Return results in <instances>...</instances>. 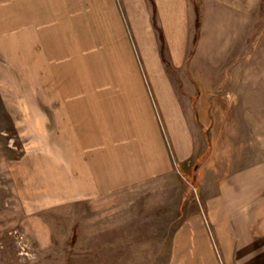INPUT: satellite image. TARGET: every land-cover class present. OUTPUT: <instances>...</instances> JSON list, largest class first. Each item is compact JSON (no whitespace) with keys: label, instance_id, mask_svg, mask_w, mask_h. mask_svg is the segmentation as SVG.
<instances>
[{"label":"rangeland","instance_id":"374dc122","mask_svg":"<svg viewBox=\"0 0 264 264\" xmlns=\"http://www.w3.org/2000/svg\"><path fill=\"white\" fill-rule=\"evenodd\" d=\"M68 3L82 11L79 30L55 3L41 16L27 3L0 0V264H196L197 230L209 264H264V0H251L244 23L196 51L198 76L219 83L209 89L207 126L190 61L180 70L163 52L164 74L175 84L163 87L123 0ZM54 11L58 18L46 24ZM111 69L119 82L143 80L167 140L162 105L177 98L203 152L176 161L164 183L88 198L68 183L75 173L60 148L68 132L56 110L67 93L60 81L105 80ZM117 95L125 93L117 88ZM220 209L246 243L227 242Z\"/></svg>","mask_w":264,"mask_h":264},{"label":"crops","instance_id":"0c3cea01","mask_svg":"<svg viewBox=\"0 0 264 264\" xmlns=\"http://www.w3.org/2000/svg\"><path fill=\"white\" fill-rule=\"evenodd\" d=\"M12 2L27 3L26 6H31L36 12L37 9H42L41 16L55 3L58 8L67 10L62 11V14L72 16L75 30L83 27V23L75 18L82 11L75 10V5L68 3L69 0ZM123 3L127 8L134 37L147 57L153 75L163 87L175 85L166 79L164 74L167 69L162 64L163 52L177 69L181 70L186 62L190 61L189 69L201 88L196 96L198 115L201 122L207 126L206 123L210 121L209 89L219 86V83L216 77L212 79V76H198L197 73L201 69L195 62L196 51L204 47L208 40L225 38L230 32L229 29L234 30V27L230 28L233 22L236 25L244 23L245 16L249 17L251 0H123ZM72 7L73 10L70 9ZM51 16L45 20L46 24L53 18H58L59 11L57 14L52 12ZM91 61L87 66L89 70ZM160 68L163 69L164 75L160 73ZM112 72L113 69L105 80L98 78L96 81H60L67 93L59 96L61 106L56 110L57 114H60L58 120H61L65 130H68L65 134L67 141L65 145L61 143L60 148L63 156L66 153V167H72L75 173L72 177L68 175V183L81 186L79 193H89L88 198L117 194L120 190L129 191L136 186L164 183L176 175V161L186 163L195 154L203 152L194 134V125L187 120L186 109L177 98L168 96L162 105L167 118L168 141L143 80L119 82L112 77ZM92 82H98V85H91ZM195 85V81H191L187 88L192 90ZM92 87H100L102 90L98 93L92 91ZM117 88L125 95H117ZM191 93L182 94L184 102L192 101ZM171 141L172 150L169 143ZM206 167L207 163L201 165V174ZM220 211L221 209L217 211V220L226 223V230L230 233L227 235V242L235 238L245 242L239 226L231 224L229 211V218ZM180 231L188 232L189 227L185 226ZM196 232L195 262L209 264L207 251L200 249L204 237L201 236L200 230ZM220 238L223 240V235H220Z\"/></svg>","mask_w":264,"mask_h":264}]
</instances>
